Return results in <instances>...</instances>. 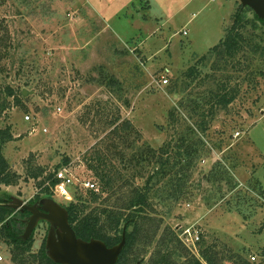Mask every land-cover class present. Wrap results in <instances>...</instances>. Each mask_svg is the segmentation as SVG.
Instances as JSON below:
<instances>
[{
	"label": "rangeland",
	"instance_id": "rangeland-1",
	"mask_svg": "<svg viewBox=\"0 0 264 264\" xmlns=\"http://www.w3.org/2000/svg\"><path fill=\"white\" fill-rule=\"evenodd\" d=\"M238 14L245 40L233 62L210 50ZM255 15L238 0H0V129L10 128L14 135L4 156L20 178L0 185V205L12 209L9 220H16L21 240L26 241L33 214L7 205L23 203L46 214L83 205L114 237L107 216L132 215L134 190L157 169L154 161L146 171L133 164L125 171L121 157L131 159L142 146L157 151L180 134L189 135L192 126L198 154L190 167L183 159L169 169L151 192L150 207L137 217L140 235L120 264H209L206 257L212 264L259 263L264 257V20ZM202 57L208 59L201 62ZM192 67L199 72L195 80L186 76ZM166 68L169 84L161 87ZM227 80L238 95L213 115L205 99ZM7 87L20 104L7 96ZM191 99L206 111L205 133L194 126L204 112H192ZM5 102L10 107L2 110ZM98 155L132 186L120 180L103 190L89 170ZM65 168L79 180L99 184L97 201L77 182L67 187L70 199L56 187L44 193L50 184L40 187L42 179L57 178ZM29 169L45 174L35 181ZM139 170L145 178L137 176ZM59 233L40 220L31 255L44 245L47 254L49 240ZM17 253L0 239V264H17Z\"/></svg>",
	"mask_w": 264,
	"mask_h": 264
},
{
	"label": "trees",
	"instance_id": "trees-1",
	"mask_svg": "<svg viewBox=\"0 0 264 264\" xmlns=\"http://www.w3.org/2000/svg\"><path fill=\"white\" fill-rule=\"evenodd\" d=\"M248 9V8H247ZM256 16V15H255ZM237 22L235 21L234 26L228 32L227 36L220 41V43L210 50V53H218L220 58L229 57L234 60L240 54V52L244 49L242 46L244 39L243 34L238 29L237 23L243 20V17L240 14L237 15ZM256 19L260 20L257 16ZM248 41V40H247ZM248 44V48H253V42H246ZM208 57H202L200 61L205 62ZM230 64V61L226 62ZM199 72L197 67H192L187 72V78L191 80H195L198 76ZM209 79H212L208 76ZM230 80H227L225 83H222L217 86L215 90H210L208 92V96L205 99V105H211V114L216 115L218 110H225L236 100V96L238 95L239 90L230 88ZM7 96L10 98L16 99L17 104L22 102L20 97L15 96V91L10 87L6 88ZM193 105L192 112L196 113L198 111L204 112L201 113L203 117L199 123L195 121L194 126L197 131L201 133H205L208 130V123L206 121V111L203 107H201L200 103L197 100H189ZM9 102H5L2 104V110L8 109L10 106ZM183 106V105H182ZM200 118V117H199ZM129 129V125H124L123 129ZM187 132L180 134L179 139L171 140L169 143L161 147L160 149L153 150L151 148H146L145 151H142V147H139L137 150V155L133 156L131 159L122 156V166L123 170H129L130 165L133 164L134 167L138 169L146 171L151 164L153 165L154 161L157 163V169L154 167L153 174L149 175L146 180V183L142 187H137L134 190V196L129 202L128 208L132 211V215L125 217L122 213H112L110 212L107 216V223L110 224V230L115 233L114 237H109L106 233V230L102 226L101 218L97 217V215H92L86 213V207L83 205L72 204L67 208L69 213V222L75 233L79 239L84 241H91L92 239L100 240L104 242L109 248L118 245L123 238V234L125 233L126 245L120 256L119 263L121 258L128 252L136 243L141 228L138 225L137 217L139 214L144 213L145 209L150 207V195L151 192L155 189V187L166 178L168 170L171 168L177 167L181 161L189 160L187 164L189 167L190 160L193 161L196 154H198L199 147L194 139L193 135H196L194 127L187 126ZM14 135L11 132L10 128L0 129V185L11 186L19 180V176L11 171V168L4 156V148L5 146L14 141ZM176 143V145H174ZM173 152V153H172ZM69 160L64 161L62 165H59L57 169L61 168L64 165H67ZM108 158L101 157L98 155V158H95L92 162H90L89 170L95 173L99 182L102 185L103 190H112L118 181H124L126 186L130 185V180L125 179L121 174V172L116 171L113 168L109 167ZM139 170L138 177L145 178V173ZM28 174L35 181L40 180V178L45 174L43 169H38L36 171H32L29 169ZM49 183L45 189L44 193L48 195L50 193V189H54L56 186L61 184V180L59 178H55L54 174H49L46 178L42 179L40 182V187L46 183ZM92 196L93 200L97 201L99 195L95 192L88 191ZM12 209L0 205V239H3L7 242L8 246L13 247L14 253H17L16 257L17 264H32L34 260L38 259L40 264H57L54 263L46 254L45 245L42 246L40 252L36 257L32 254L33 247V239H29L27 241L21 240V234L14 229V224L16 220H9V216L11 215ZM207 262L212 264L211 260L206 257ZM164 264V263H162ZM191 264H204L200 260H194Z\"/></svg>",
	"mask_w": 264,
	"mask_h": 264
},
{
	"label": "water",
	"instance_id": "water-1",
	"mask_svg": "<svg viewBox=\"0 0 264 264\" xmlns=\"http://www.w3.org/2000/svg\"><path fill=\"white\" fill-rule=\"evenodd\" d=\"M243 8L251 9L259 19L264 20V0H238ZM26 91L24 92V96ZM32 213L24 233V239L31 238L40 220H46L55 225L60 233L47 244V256L57 264H117L123 252L126 239L123 234L122 241L109 248L104 242L92 239L87 242L79 239L69 222L67 210L52 209L50 214L42 213L35 207L19 203L7 205Z\"/></svg>",
	"mask_w": 264,
	"mask_h": 264
},
{
	"label": "built area",
	"instance_id": "built-area-1",
	"mask_svg": "<svg viewBox=\"0 0 264 264\" xmlns=\"http://www.w3.org/2000/svg\"><path fill=\"white\" fill-rule=\"evenodd\" d=\"M184 34L186 35L187 32H184ZM169 74H170V71L169 70H165V74H163L160 77V79L158 80V83H159V85L161 87H165V86H167L169 84V79H168V75ZM26 120H30V117L27 116ZM237 136H239V134H237ZM57 178H60V180L62 182H61L60 185L56 186V190H57L58 193H60L66 199H70L67 187L70 186L73 183H76V182H77L76 183L77 186H80V188H83L86 191H91V192H95V193H98L100 191L99 184L97 182H95L93 180L86 179V178L82 179V180H79L73 174L69 173L67 168H65L63 172H60L57 175ZM185 235L187 237V241H189V237L192 236L191 231H187L185 233ZM199 239H200V236L195 233V242L199 241ZM1 260H2V258L0 257V261ZM252 261L253 262H257V257H253ZM257 264H264V257Z\"/></svg>",
	"mask_w": 264,
	"mask_h": 264
},
{
	"label": "crops",
	"instance_id": "crops-1",
	"mask_svg": "<svg viewBox=\"0 0 264 264\" xmlns=\"http://www.w3.org/2000/svg\"><path fill=\"white\" fill-rule=\"evenodd\" d=\"M147 8L149 9V11H150V9H151V6L150 5H147ZM105 18V17H104ZM107 19V18H106ZM106 19H104L103 21H106ZM223 40V39H222ZM165 70H169L170 71V69H168V68H166V69H164V71H163V74H165ZM170 73H171V71H170ZM162 74V75H163ZM161 75V76H162ZM169 76H170V74L168 75V79H169Z\"/></svg>",
	"mask_w": 264,
	"mask_h": 264
},
{
	"label": "flooded vegetation",
	"instance_id": "flooded-vegetation-1",
	"mask_svg": "<svg viewBox=\"0 0 264 264\" xmlns=\"http://www.w3.org/2000/svg\"><path fill=\"white\" fill-rule=\"evenodd\" d=\"M110 248H112V247H110ZM122 254V253H121Z\"/></svg>",
	"mask_w": 264,
	"mask_h": 264
}]
</instances>
